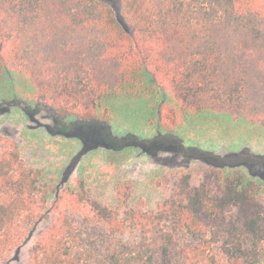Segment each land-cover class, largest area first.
Listing matches in <instances>:
<instances>
[{"label":"trees","instance_id":"trees-1","mask_svg":"<svg viewBox=\"0 0 264 264\" xmlns=\"http://www.w3.org/2000/svg\"><path fill=\"white\" fill-rule=\"evenodd\" d=\"M17 78L32 86L25 103L100 124L118 149L144 139L112 133L108 96L148 99L165 132L205 112L264 127V0H122L119 11L104 0H0V80ZM196 158L207 166L198 185L172 172L146 209L128 205L133 185L122 182L112 207L84 178L52 186L15 142L3 146L0 258L51 218L27 264H264L263 184L213 151Z\"/></svg>","mask_w":264,"mask_h":264},{"label":"rangeland","instance_id":"rangeland-1","mask_svg":"<svg viewBox=\"0 0 264 264\" xmlns=\"http://www.w3.org/2000/svg\"><path fill=\"white\" fill-rule=\"evenodd\" d=\"M104 1L117 11L121 8L122 0ZM28 93L32 86L25 79L0 80V149L15 142L24 163L41 170L44 181L52 186L71 185L80 176L94 198L116 207V186L130 182L134 192L128 205L152 209L166 192V185L158 182L168 174L189 172L192 184L200 183L207 168L196 158L201 149L227 157L264 186L263 126L205 112L190 114L174 132H165L157 126V109L148 99L108 96L101 109L106 110L112 133L144 139L139 146L118 149L106 139L104 126L58 120L50 111L25 103ZM50 221L35 220L0 264H27L34 241Z\"/></svg>","mask_w":264,"mask_h":264}]
</instances>
